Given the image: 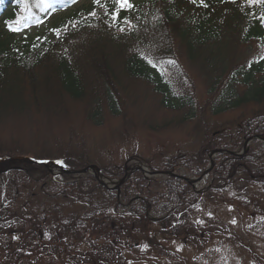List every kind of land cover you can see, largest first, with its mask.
<instances>
[{
	"label": "trees",
	"instance_id": "16d2710c",
	"mask_svg": "<svg viewBox=\"0 0 264 264\" xmlns=\"http://www.w3.org/2000/svg\"><path fill=\"white\" fill-rule=\"evenodd\" d=\"M107 10L109 16L101 17L103 28L114 24L115 15L130 20H144V22L146 18H150L156 21L157 29L164 34L162 37L164 43L177 40L187 62L206 74H203V79L209 87L208 94L215 96L210 105L211 113L218 115L225 108L235 110L252 107L256 110L249 121L238 127L233 134H227V137L231 138V143L220 145L216 141L210 143L211 139H208L207 149L196 160L184 163L192 175L201 174V169L207 163V150L240 148L247 138L264 133V109L257 110L264 106V59L249 66L240 65L242 69L238 70L236 67L233 73L231 70L233 64L229 66L226 63L236 58L234 54H227V48L233 37L238 36L236 40L239 52L242 46L252 41L264 42V2L208 0L204 5H197L192 0H152L134 6L132 10L123 9L120 5L112 3L107 5ZM105 38L111 40L108 35ZM107 43L105 39L97 41L96 48L86 51L88 57L81 66L83 75H87L89 79H102L107 88L104 93L107 101L106 109L99 103L93 104L95 109L91 114L88 112V120L102 123L101 120H104L106 114L122 116L121 97L129 101L125 85L129 84L127 81L133 79L157 86V93L163 96V107L177 109L183 105L182 100L172 98L173 92L168 87L152 81L158 79L153 71L154 68L133 56L126 57L121 47L109 48L108 45L106 46ZM14 46L12 36L0 41V57H3L5 63L0 67L2 76L9 69L8 64L16 62H13L16 52ZM47 62L51 63V69L44 74L46 81L49 84L53 83L58 94L64 91L72 99L85 98L89 104L92 98L94 102L98 101L94 98V94H98L95 87L88 91L89 85L81 78L78 70L71 67L67 55L51 56ZM236 63L234 62L238 65ZM15 71L19 80H23L17 85V89H22L29 83L33 90L36 89L32 73L19 72L17 68ZM2 82L3 78L0 79V84ZM91 84L93 85L94 82L91 81ZM239 87H242L240 91ZM45 90L51 91L48 87H45ZM9 96L11 98L6 100L1 98L2 109L12 107L14 103H17L18 107L24 106L23 101L19 100L16 94ZM208 124L210 123L203 126L209 129ZM215 131H211L209 135ZM259 149L261 150H251L242 158L221 155V160L216 163L212 173L214 185L218 186L215 192H221L225 188L228 191V187H232L236 178L264 185V145ZM64 164L69 168L79 169L88 165V162L83 154H78L66 157ZM32 168L38 167L15 168L7 174V179L0 181V240L11 238L15 243L6 242L5 250L9 253L8 247L14 245L15 249L22 250L18 252L17 257L27 249H36L35 244L40 241L45 250L53 251L56 246L61 251L66 250L79 255L80 253L71 250L72 244L82 243V238L87 237L85 242L92 246L98 257L109 259L113 255V246L121 244L120 238L124 235V232L116 227L112 214L123 212L134 217L131 219L130 228L135 226L134 229L141 233L140 243L152 249H156L159 244L151 231L152 225H158V233L163 236L193 230V224L188 222L190 215L194 214L198 197L179 179L167 181L159 186L145 180L141 173L135 172L115 191L104 190L94 178L65 185L50 180L45 190L50 195H45V192L41 191V205L40 195L37 197V193L35 196L27 189L32 183L29 174ZM104 173L107 177L120 179L123 176V168L112 167ZM42 180L46 181L49 178L44 177ZM212 190L206 197L213 194ZM25 197L29 204L23 207ZM63 201H72L77 206H80L79 203L83 204L86 213L79 218L64 219L59 205ZM151 212L157 218L153 222L149 219ZM80 222H88L89 225V229L83 230L85 233L82 238L77 232L82 231ZM16 236H19V241L14 240Z\"/></svg>",
	"mask_w": 264,
	"mask_h": 264
},
{
	"label": "rangeland",
	"instance_id": "374dc122",
	"mask_svg": "<svg viewBox=\"0 0 264 264\" xmlns=\"http://www.w3.org/2000/svg\"><path fill=\"white\" fill-rule=\"evenodd\" d=\"M35 1L51 4L46 0ZM205 1L195 0V3L202 4ZM59 3L53 0V4L49 5L48 11L55 9V12L48 14L44 23L19 33L18 38L22 41L20 43L22 47H19L18 50L23 51L22 59L27 64L30 65L35 63L37 59L38 61L42 59L49 46L58 40L52 29L54 25L58 24L56 21H59L65 15L61 14L62 10H60L61 5ZM89 3L90 0H78L71 9L83 8L88 6ZM27 31H29L28 34L24 36ZM236 39L238 40V36L233 37L227 48V54H234L236 57L232 61H226L229 66L235 65L234 62L242 63V52L241 50L239 52ZM81 47L87 50L86 46ZM78 48L79 51L74 54L75 57L85 56L86 51L83 54L80 47ZM80 60L84 63L83 58H80ZM38 69L34 70L36 72L35 83H37L35 95L32 96L28 87H24L22 90L18 88L16 91L21 92L19 100L23 101L24 106L18 107L14 104L15 106L12 105L11 110L8 109L0 116V143L5 146L0 144V155H6L11 151L20 155V152L28 151L26 156L30 158L42 159L47 153L55 158L57 156L54 150L59 140L63 138L61 140L67 141V133L72 131L77 138L86 137L87 139H84L87 143L85 147H91V149L100 140H109L112 145L109 148L108 160L105 162L106 166H131L139 161L145 165L164 168L168 159L174 155H185L186 157H195L197 153L196 157L201 155L203 152L201 149L206 150V142L210 139L209 133L216 130L210 124H208L209 129H206L198 122L201 110H203V95L207 92L208 86L205 80L202 77L199 79L196 72H193L191 68L189 70L196 80L195 87L198 93L196 101L201 105V108H198V112L193 113L192 117H189L191 115H187L185 110L178 112L161 110L156 104L158 99L152 94L151 88H144L142 92L143 89L140 88L142 84L129 83L125 86L131 105L126 101L121 114L122 117L111 119V121L107 119L100 128L92 127L97 123H92L87 118L88 112L91 114L97 103L103 105L106 109L107 101L105 94H103L105 86L102 80L89 79L87 75H80L84 82L88 80L94 82L95 91L98 93L94 94V98L98 101L94 102L92 98L90 104L88 100H85L84 103H78L69 100L64 94H58L51 84L48 85L45 73L39 72ZM85 70L89 72L88 69ZM13 71L14 68L8 69L7 75L10 76ZM40 84L48 87L51 94L44 93L45 89L39 87ZM140 92L142 93L140 94ZM148 93H151L153 97L151 102H149L150 98L147 99V103L143 97L147 98L146 94ZM209 105L207 103L206 106ZM263 109L264 106L257 110L261 111ZM252 111H254L252 107H243L237 112L231 111L219 116L212 123L222 126L224 123L228 125L232 122L235 125L234 120L238 114L248 118L251 116ZM181 117H184L183 121ZM122 119L130 120L133 123L130 134L125 135L127 139L119 132L118 127ZM101 121L103 122V120ZM161 123L163 124L161 125ZM195 126H199V128ZM219 140L221 144L223 138L220 137ZM69 145L71 153H75L73 151H77L82 147L81 141L77 139L71 141ZM196 157L192 160H195ZM32 172H34L35 179L40 177L39 171L33 170ZM55 178L64 180L58 176H55ZM76 178L80 177L76 176ZM209 181V179L205 180L204 186L200 184L196 187V190L203 191ZM238 187L241 191L234 188L227 191L225 201L217 200L212 206H210L211 201L200 204L199 219L202 222L208 218L205 213L208 208L207 212L213 214L211 216L212 221H218L222 224L218 233L212 234L198 229L196 234L190 238L170 239L158 233V225H152L151 231L159 241L156 249L140 245L141 233L134 229L135 226L130 228L133 216L130 217L126 214L123 217H117L119 222L115 225L119 228L123 224L121 230L124 235L120 238L121 244L113 246V252L119 251L123 258L113 264H264V216H261V213H264V194L258 187L255 188L250 184L243 186L242 183H238ZM72 211L79 212L80 210L70 205L64 208L66 213H74ZM256 222L259 225L261 224L263 229L254 228L252 230V225ZM80 223L82 231L78 230L77 232L82 238L85 233L83 230L89 229V225L88 222ZM229 227L230 231H233V235L223 234L226 228ZM19 239V236L14 237V240L19 241ZM81 241L82 244H72L73 249L71 250L80 253L73 258V264H85L87 262H89L88 264H110V262L99 260L91 254L94 250L91 249V245L85 242L86 239L82 238ZM77 248L80 249V252ZM8 249L10 254L6 253L4 247L0 245V264H46V261L47 264H67L65 255L57 248H54L53 251H43V255L37 249L30 258L36 257V262L28 258L19 259L15 257L14 255H18L19 249H15L14 245L9 246ZM82 254L88 256L82 258L80 257ZM258 257L261 261L258 260Z\"/></svg>",
	"mask_w": 264,
	"mask_h": 264
},
{
	"label": "snow or ice",
	"instance_id": "6c2138e0",
	"mask_svg": "<svg viewBox=\"0 0 264 264\" xmlns=\"http://www.w3.org/2000/svg\"><path fill=\"white\" fill-rule=\"evenodd\" d=\"M97 2H99V0H97ZM118 3H121V5L123 6L125 0H117ZM193 2H195V0H193ZM254 2H264V0H254ZM206 6V5H205Z\"/></svg>",
	"mask_w": 264,
	"mask_h": 264
},
{
	"label": "bare ground",
	"instance_id": "6f19581e",
	"mask_svg": "<svg viewBox=\"0 0 264 264\" xmlns=\"http://www.w3.org/2000/svg\"><path fill=\"white\" fill-rule=\"evenodd\" d=\"M99 178H100L104 183L110 185L109 181H104V180L102 179V177H100V176H99Z\"/></svg>",
	"mask_w": 264,
	"mask_h": 264
}]
</instances>
